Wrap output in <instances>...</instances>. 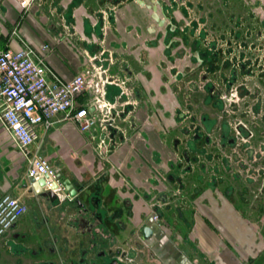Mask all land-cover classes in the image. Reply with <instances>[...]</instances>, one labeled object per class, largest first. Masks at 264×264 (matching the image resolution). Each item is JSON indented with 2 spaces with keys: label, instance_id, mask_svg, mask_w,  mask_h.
<instances>
[{
  "label": "flooded vegetation",
  "instance_id": "1",
  "mask_svg": "<svg viewBox=\"0 0 264 264\" xmlns=\"http://www.w3.org/2000/svg\"><path fill=\"white\" fill-rule=\"evenodd\" d=\"M232 1L184 0L188 10L215 6L212 30L203 25L190 34L188 12L173 41L192 64L186 58L171 66L168 138L161 135L150 178L136 189L140 210L130 211V199L102 183L107 178L71 179L76 213L60 217L64 225L43 218L35 231L2 238L0 264H264V14L256 12L264 6L244 0L246 14L237 15ZM109 103L108 118L97 124L110 131L100 136L104 144H113L123 117L120 104ZM201 226L215 234L214 248ZM33 235L37 245L28 242ZM15 254L24 260L11 262Z\"/></svg>",
  "mask_w": 264,
  "mask_h": 264
},
{
  "label": "crops",
  "instance_id": "2",
  "mask_svg": "<svg viewBox=\"0 0 264 264\" xmlns=\"http://www.w3.org/2000/svg\"><path fill=\"white\" fill-rule=\"evenodd\" d=\"M188 12L184 0H35L29 11L19 0H0V46L48 44L47 63L54 73L65 79L86 75L83 100L100 92L106 101H117L123 113L113 144L100 141L110 133L100 124L82 131L58 114L50 128L37 126L39 138L32 152L39 148L64 179L107 178L102 183L115 188L123 201L129 198L130 211H139L136 189L141 178H150L153 153L164 147L161 135L168 138L166 124L174 110L171 66L182 47L173 48V41L180 39ZM94 66L102 70L100 84L91 75ZM156 118L160 121L153 128L150 123ZM27 170V156L0 122V200L11 195L28 205L3 239L32 231L43 218L64 225L66 220L60 217L76 213L72 196L43 195L37 189L39 179L30 178ZM44 185L38 187L45 190ZM201 227L206 246L214 248L215 234ZM28 242L38 241L33 235ZM10 258L24 260V254Z\"/></svg>",
  "mask_w": 264,
  "mask_h": 264
},
{
  "label": "built area",
  "instance_id": "3",
  "mask_svg": "<svg viewBox=\"0 0 264 264\" xmlns=\"http://www.w3.org/2000/svg\"><path fill=\"white\" fill-rule=\"evenodd\" d=\"M35 0H19L23 10L29 11ZM23 40V39H22ZM24 42L19 49L0 46V122L11 133L13 140L28 158L30 178H44L45 190L59 198L65 192L63 179L57 169L32 146L39 138L37 126L50 128L58 114L72 120L80 130L88 131L108 118L113 104L100 93L82 99L87 77L77 73L65 79L54 73L47 63L46 51ZM102 70L94 66L91 75L102 83ZM114 80V79H112ZM27 204L19 197L6 195L0 200V240L27 211Z\"/></svg>",
  "mask_w": 264,
  "mask_h": 264
},
{
  "label": "rangeland",
  "instance_id": "4",
  "mask_svg": "<svg viewBox=\"0 0 264 264\" xmlns=\"http://www.w3.org/2000/svg\"><path fill=\"white\" fill-rule=\"evenodd\" d=\"M195 1V0H194ZM232 1V0H231ZM233 1H236V3H237V8H236V14L237 15H245L246 14V2L244 1V0H233ZM232 1V2H233ZM246 1H250L249 3H251V2H254L255 4H258V3H261L260 5H263L264 6V0H246ZM214 2L215 3H219L218 2V0H214ZM204 10L203 11H200L199 10V8H197V7H193V8H190L189 9V17H190V22H189V30H190V34H192V35H195V33H197L196 32V30H195V28L197 29V27H198V29L200 28V27H202L203 25L204 26H206V28H211V30H212V21L211 20H209V15L210 14H212L213 12H214V9H215V6H211L210 8H203ZM221 9L223 10V6L221 7ZM204 11H205V13H204ZM224 11V10H223ZM256 12H258L259 14H264V8H261V7H259L257 10H256ZM203 14H205V15H203ZM255 14V13H254ZM200 16H206L207 18H208V20L206 21V23L205 24H199L197 21H194V22H192L191 20H192V18H197V20H198V18H200ZM211 21V22H210ZM225 21V20H224ZM208 22V23H207ZM210 22V23H209ZM225 25L227 26V28L228 27H230V26H233V25H231L230 23H225ZM208 26H210V27H208ZM190 37H191V35H189ZM208 36H209V38L211 39V35H209L208 34ZM189 42H191V38H190V41ZM174 48V47H173ZM182 48V47H181ZM181 50V49H180ZM184 51H186L185 49H183ZM189 50H190V46H189ZM187 52V51H186ZM178 55H182L183 57H184V55L183 54H180V51H178ZM182 56H177V55H175L174 56V60H173V68H175V67H178V68H180V64H178L177 63V61L179 62V61H185V59L187 58V56H186V58H182ZM186 63L187 64H192L191 62H190V60L187 58L186 59ZM185 66V65H184ZM184 66H182V68L184 67ZM185 68V67H184ZM175 70V69H174ZM175 78V77H174ZM49 161V160H48ZM50 162V161H49ZM51 163V162H50ZM52 164V163H51ZM53 165V164H52ZM54 166V165H53ZM57 197V196H56ZM28 206V205H27ZM28 210V209H27ZM188 252L190 253V251L188 250ZM175 254H177V253H175Z\"/></svg>",
  "mask_w": 264,
  "mask_h": 264
},
{
  "label": "water",
  "instance_id": "5",
  "mask_svg": "<svg viewBox=\"0 0 264 264\" xmlns=\"http://www.w3.org/2000/svg\"><path fill=\"white\" fill-rule=\"evenodd\" d=\"M38 184L43 186L45 184V179L44 178H39L38 180ZM37 185V189L38 192L42 193L43 195H49L51 198L55 197V193L53 191H45L44 189H40V187H38ZM64 184H65V192L69 193L71 196H77L78 193V186L71 180V178H65L64 180Z\"/></svg>",
  "mask_w": 264,
  "mask_h": 264
}]
</instances>
